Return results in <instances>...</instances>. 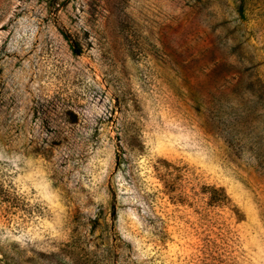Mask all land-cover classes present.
I'll return each mask as SVG.
<instances>
[{"label": "rangeland", "instance_id": "obj_1", "mask_svg": "<svg viewBox=\"0 0 264 264\" xmlns=\"http://www.w3.org/2000/svg\"><path fill=\"white\" fill-rule=\"evenodd\" d=\"M0 264H264V0H0Z\"/></svg>", "mask_w": 264, "mask_h": 264}, {"label": "trees", "instance_id": "obj_2", "mask_svg": "<svg viewBox=\"0 0 264 264\" xmlns=\"http://www.w3.org/2000/svg\"><path fill=\"white\" fill-rule=\"evenodd\" d=\"M80 53V50H77ZM237 124H239V122H237ZM234 130V128H230L228 133L232 134V131ZM207 189H209L208 191H211V193L213 192L212 196L209 197V202L210 204L213 205H222L225 204L228 200L224 190L222 188H215L214 186L208 187Z\"/></svg>", "mask_w": 264, "mask_h": 264}]
</instances>
